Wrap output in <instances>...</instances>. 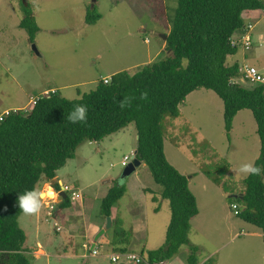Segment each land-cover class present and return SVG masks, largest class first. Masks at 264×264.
I'll use <instances>...</instances> for the list:
<instances>
[{"label":"rangeland","instance_id":"obj_1","mask_svg":"<svg viewBox=\"0 0 264 264\" xmlns=\"http://www.w3.org/2000/svg\"><path fill=\"white\" fill-rule=\"evenodd\" d=\"M23 2L30 5L38 26L33 41L19 26ZM175 6L176 0H96L93 7L91 0H0V113L15 107L27 110L32 105L31 100L44 90H56L68 99L79 98L110 73L126 70L132 74L142 65L163 58L166 55L163 35L169 29L167 17L172 15ZM91 8L100 14V18L87 23L85 16ZM252 14L255 18L252 20L251 45L244 49L240 44L237 58L264 74V13L255 10ZM32 44L36 50L32 49ZM188 95L179 105L177 117L165 116L163 119L165 156L178 170L189 173L200 170L222 181L217 185L207 177H193L191 188L199 196L200 205L204 202L208 208L216 205L220 222L216 217L212 218L211 225L204 228L194 222L188 232L189 244L197 246V256H207L205 264H264V246L259 239L245 234L251 226L235 216L229 199L231 191L244 189L246 176L235 170L242 163H253L259 152L252 113L249 109L239 111L233 132L227 137L223 103L218 95L206 88H198ZM136 138V128L131 122L100 141L82 142L74 156L57 170L67 187L78 186L75 190L81 196L84 194L85 200L89 195L87 210L92 217L100 215V199L92 200L95 188L105 190L108 183L112 186L129 179L134 190V180L136 176L140 178L149 188L143 200H132L131 191L111 207L113 213L119 212L124 227L128 228V206L145 205L147 242L132 247L135 252L141 246L145 250L161 246L165 237L163 226L170 218L169 202L161 197V186L154 182L144 163L130 178L129 175L121 178L125 167L122 160L132 156ZM235 162L237 165L233 166ZM203 188L210 193H204ZM71 192L70 187L67 195ZM79 203V200L72 201L71 208L78 207ZM52 206L45 209L42 204L39 214L25 216L21 213L18 218L26 236L24 247L29 257L33 256L39 241L50 264L129 263L122 256L112 262L107 255L114 253L98 241L94 247L98 254L91 256L90 246L81 248L79 231L69 234L66 227L61 232L55 231L47 214ZM78 219L81 217L77 216ZM187 250L189 245L183 244L177 254L186 256ZM249 252L253 255L247 257L245 254ZM71 253L80 256L72 257ZM40 258L45 259V256ZM34 262L31 258V263Z\"/></svg>","mask_w":264,"mask_h":264},{"label":"trees","instance_id":"obj_2","mask_svg":"<svg viewBox=\"0 0 264 264\" xmlns=\"http://www.w3.org/2000/svg\"><path fill=\"white\" fill-rule=\"evenodd\" d=\"M262 8V0H176L172 15L167 17L163 58L142 65L132 74L117 71L106 83L98 80L94 89L79 98L68 99L51 90L38 95L27 110L4 114L0 120V264H30L25 254L26 236L18 224L22 213L18 196L36 188L40 181H51L82 142L100 141L131 122L137 133L135 156L148 167L154 182L161 186V197L170 206L164 243L155 249H142L139 255L149 264H162L181 245L188 244L186 261L197 264L198 248L189 244L188 238L190 220L198 213L197 203L186 175L165 156L163 119L177 117L179 105L192 91L211 89L222 100L227 137L235 114L241 109L251 111L260 141L254 165L264 169V86L234 82L241 73L238 63L226 64V57L237 51L231 37L243 28L242 13ZM22 9L19 26L33 41L38 26L30 5L23 2ZM94 11H87V23L100 18ZM144 92L147 99H141ZM125 98H130V105L121 109L120 101ZM78 104L87 108L86 123L67 120ZM204 174L215 184H222L219 177ZM243 184L242 193L236 197L230 194V206L236 204V209L231 206L234 214L264 233V172L246 176ZM53 186L59 188L57 183ZM125 191L124 183L112 185L100 201V215L109 216ZM70 201L67 196L57 206L68 207ZM106 233L112 251L126 252L129 230L115 221Z\"/></svg>","mask_w":264,"mask_h":264},{"label":"crops","instance_id":"obj_3","mask_svg":"<svg viewBox=\"0 0 264 264\" xmlns=\"http://www.w3.org/2000/svg\"><path fill=\"white\" fill-rule=\"evenodd\" d=\"M263 1V8L262 9H256V10H259L261 11L262 13H264V0ZM255 10H250V11H244L242 13V19H243V28L236 31L233 35H232V41L234 42V44L237 46V51L234 53V54H231V55H228L226 57V64L227 65H232L233 63H238V66L240 67L241 65H244L241 61L237 58V53H238V48H239V45L241 44V37H242V34L245 33V27L246 25L248 24H251L252 25V28L250 30V36H251V31L253 29V25L254 23H252V20L255 18L253 17V12ZM246 17V18H245ZM253 66V65H251ZM255 67V66H254ZM257 69V68H256ZM111 74L113 73H110L109 75H106V76H110ZM264 75V74H263ZM234 82H237V83H240L241 85H244V86H250V82L248 83V81L246 79L243 78V75L242 73H240L239 77L237 78H234L233 79ZM46 91V90H44ZM190 95H187L186 96V99L189 97ZM185 99V100H186ZM184 100V101H185ZM184 101L181 103L183 104ZM20 107H15L14 109H19ZM243 110V109H241ZM239 110V111H241ZM5 111H7V109H4L1 113L3 114ZM239 111L235 114V116L233 117V122H232V126H231V130L229 132V135L231 136V133L233 132V129H234V123H235V120L236 118L239 116ZM229 136V137H230ZM165 142V140L163 139V143ZM259 148H260V141H259ZM259 154V152H258ZM258 157V155L254 156V161L255 159ZM253 161V163H254ZM143 162L141 161L140 165L142 164ZM237 163H233V166H236ZM137 169V167H136ZM136 169L132 172L131 175H129V178L135 174L137 171ZM178 170V169H177ZM136 171V172H135ZM180 173L184 174V175H187L188 176V185H189V188L191 190V192L194 194L195 196V199H196V203H197V208H198V213L196 214V216H194L191 220H190V229L193 228V223L195 222L197 225L201 224L203 225V228L205 226H210L211 223L210 221L212 220V218H217L218 221L220 222L219 220V211L218 209L216 208V205L214 206L211 205L209 208L207 207V204L204 202L200 205L199 203V196H197V194L195 192H193L192 188H191V184H192V180H193V177H196V176H203V178H206L207 176L205 174H203L200 170H193L195 172H192V173H189V172H185V171H182V170H178ZM58 171H56V175L55 177L51 180V181H40L36 188H43L46 184H51L52 187L54 188V184L57 183L58 184V187L60 188L61 185H66V183H64V181L59 177V174L57 173ZM209 178V177H207ZM210 179V178H209ZM208 180V179H207ZM107 182H110L109 180ZM126 183L125 184V187H126V191L125 193H131V191L133 192L132 194V197L131 199L132 200H136V201H141L143 200L144 196H145V192H147V190H149L148 187H146L140 180L139 177L136 176V179L134 180V185H135V189H131V186L129 184V179L127 181H125ZM95 183V182H93ZM107 189L105 190H102L100 188H95L92 192V200H96V199H101L105 196V194L107 193L108 189L111 187L110 183H108L107 185ZM68 187L73 190V191H76L78 189V186H69ZM58 188V189H59ZM221 192V189L219 187H217ZM76 189V190H75ZM56 190V188H55ZM212 190H216V189H212ZM244 189L242 190H233L230 192L231 195H237V194H240L243 192ZM204 193H210L209 190H206L203 188L202 190ZM79 193V197H77L76 199L80 201L79 203V206L75 207L74 209L71 208V202L72 201H77L76 199L75 200H72L70 201V205L68 207H65V208H61L59 209L58 208V199L57 200H44L42 202V204L44 205V208L47 209V208H51V205H53L52 207V210L48 211L47 214L51 217L50 218V225L53 227V229L57 232H61L64 230V227H66V230L70 233H73V232H78L81 233L79 234L80 238H81V248H84V249H88L86 246H90V248H93L95 247V242L98 241L100 242L101 245H105L108 247V249L114 253V254H121L120 252H114L111 250V245L109 244V238H108V235L106 233V231L108 229L105 230V232L100 235L98 238H95V235L98 233V231L102 228H104L105 226V222H106V217H103L101 215H99V217L97 216H93L90 215L88 213V208H87V203L88 202V198H89V195H87L88 197L86 198L85 200V197H84V194H80L79 191H76ZM161 192V191H160ZM124 193V194H125ZM123 194V195H124ZM220 196V195H219ZM209 197V196H208ZM208 199V198H207ZM86 201V202H85ZM213 201H215L213 199ZM100 205V204H99ZM145 205H141L140 206H137V207H133V206H128V213H129V227L126 228L124 227V221H123V217L120 216L118 213L119 212H112L111 210V214L109 215L110 218H111V227L113 225V222L117 221L120 225V227H122L123 229L125 230H129L130 231V242L129 244L127 245V250L126 252L124 253H135V254H138L139 255V252L142 250L141 248L143 246H141V248L135 252L132 247H135L137 244L141 245V243H146L147 240H146V231H147V223H146V219H145V216H144V212H145ZM100 214V212H99ZM212 215V216H211ZM77 216H80L81 219L79 220H76V217ZM236 216V215H235ZM100 218L102 219L100 221ZM169 217H168V220L166 222V224L163 226V229L165 230L169 222ZM94 220V221H92ZM216 220V219H215ZM228 222V221H226ZM196 225V226H197ZM250 231H247L245 232V234L247 236H250V237H253V238H257L259 239V241L261 242V244L264 246L263 244V237H264V233L261 232V230L253 225L250 224ZM81 227H83V229H81ZM110 227V228H111ZM236 235V234H234ZM234 235L231 236L230 239H233L234 238ZM165 239V237H164ZM164 239H163V242H164ZM136 241V242H134ZM91 242V244H90ZM163 242H161L160 245L163 244ZM37 249L34 250L33 252V256L30 255V264H50L49 263V259H47V255H46V251L45 249L43 248L42 244L37 241ZM159 247V246H157ZM156 247V248H157ZM260 247V246H259ZM26 249V248H25ZM67 249V247L65 248ZM147 249H155V248H147ZM41 250V253H38V251ZM97 251V250H96ZM188 251V250H187ZM27 253V250L25 251V254ZM72 254V257H77V256H80L79 254H75V253H71ZM89 254L91 256H96L98 253H96L95 255L92 254V250L91 252H89ZM27 255V254H26ZM69 255V254H68ZM245 255H247V257H249L250 255H253L251 252L246 253ZM29 256V255H28ZM40 256H45V259H42L40 258ZM81 256H86L85 254H82ZM199 256V255H198ZM197 256V264H205V262L208 260L206 259L207 256L205 257H198ZM108 258H110V255H107ZM31 258L34 259V263H31ZM113 262V261H112ZM128 264H131V263H128ZM165 264H188L187 261H186V256L183 255H178L177 253L175 255H173L170 259L168 260H165Z\"/></svg>","mask_w":264,"mask_h":264},{"label":"clouds","instance_id":"obj_4","mask_svg":"<svg viewBox=\"0 0 264 264\" xmlns=\"http://www.w3.org/2000/svg\"><path fill=\"white\" fill-rule=\"evenodd\" d=\"M107 82V81H106ZM141 99H147V92L141 94ZM130 105V98H125L120 101L119 106L121 109ZM67 120L70 123H86L87 121V108L84 105H75L73 109L68 113ZM237 174L248 175H261L264 172L259 166L254 165L252 162H245L239 165L235 170ZM59 193L51 184H46L43 188H33L32 190H26L23 194L18 196V205L20 211L25 216H33L40 213L42 209V202L44 200H57Z\"/></svg>","mask_w":264,"mask_h":264},{"label":"built area","instance_id":"obj_5","mask_svg":"<svg viewBox=\"0 0 264 264\" xmlns=\"http://www.w3.org/2000/svg\"><path fill=\"white\" fill-rule=\"evenodd\" d=\"M251 28H252L251 24L246 25V27H245L246 31H245V33L242 34L241 44H242L244 49H249V47L251 45V36H250ZM232 43L234 44L233 41H232ZM239 70L242 73L243 78L246 79L247 81H249L251 84H261L264 86V75L261 74L254 66L241 65L239 67ZM109 79H110V77L105 76V77H103L102 80H103V82L106 83V81L108 82ZM47 92L48 91H45L44 93H47ZM35 99L31 100L32 104L35 103ZM7 112H8V110L0 115V120L2 119L3 115L6 114ZM129 159H130V157L125 156L122 160V164L126 165L127 162L129 161ZM62 189L65 193H67L69 187H67L66 185H63ZM60 191H61L60 188L56 189L57 193H59ZM68 197L70 198V200H75L77 197H79V193L72 190L70 196H68ZM231 206L233 209H236V204H232ZM86 247L88 248V246H86ZM91 250H92L93 255H95L97 253L96 249L91 248ZM119 256L124 257L131 264H137L139 262L149 264V262L147 260H145L140 255L135 254V253L112 254V255H110V260L113 262H117ZM162 264H165V261Z\"/></svg>","mask_w":264,"mask_h":264},{"label":"water","instance_id":"obj_6","mask_svg":"<svg viewBox=\"0 0 264 264\" xmlns=\"http://www.w3.org/2000/svg\"><path fill=\"white\" fill-rule=\"evenodd\" d=\"M95 1L96 0H91V7H93ZM166 37H167V34L163 35L164 39H166ZM32 49L36 50L35 45L33 44H32ZM140 163H141V160L135 156V151H134L122 171L121 178L124 179L128 175H130L136 169V167L140 165ZM62 188H63V185L60 186L61 191L59 192L58 201H61L67 198V193H65ZM233 196L236 197V195H233ZM111 223L112 222H111L110 216H106L105 226L104 228L98 231V233L95 235V238H98L100 235H102L105 232L106 229H109L111 227Z\"/></svg>","mask_w":264,"mask_h":264},{"label":"bare ground","instance_id":"obj_7","mask_svg":"<svg viewBox=\"0 0 264 264\" xmlns=\"http://www.w3.org/2000/svg\"><path fill=\"white\" fill-rule=\"evenodd\" d=\"M41 252V251H40Z\"/></svg>","mask_w":264,"mask_h":264}]
</instances>
